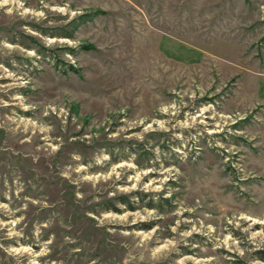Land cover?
<instances>
[{
  "label": "rangeland",
  "instance_id": "rangeland-1",
  "mask_svg": "<svg viewBox=\"0 0 264 264\" xmlns=\"http://www.w3.org/2000/svg\"><path fill=\"white\" fill-rule=\"evenodd\" d=\"M261 73L264 0H0V264H264Z\"/></svg>",
  "mask_w": 264,
  "mask_h": 264
},
{
  "label": "crops",
  "instance_id": "crops-1",
  "mask_svg": "<svg viewBox=\"0 0 264 264\" xmlns=\"http://www.w3.org/2000/svg\"><path fill=\"white\" fill-rule=\"evenodd\" d=\"M171 47V46H170ZM163 48L166 50V46H163ZM182 52H176L178 53L176 56L177 58L185 59V60H199L200 58V52L197 49L188 48L185 46L183 48ZM175 50L171 47V53ZM168 52V54H171ZM256 95L257 98H259L264 103V73L260 74V77L256 80ZM264 146V145H263Z\"/></svg>",
  "mask_w": 264,
  "mask_h": 264
},
{
  "label": "clouds",
  "instance_id": "clouds-1",
  "mask_svg": "<svg viewBox=\"0 0 264 264\" xmlns=\"http://www.w3.org/2000/svg\"><path fill=\"white\" fill-rule=\"evenodd\" d=\"M3 2H4V3H7V2H8V0H3Z\"/></svg>",
  "mask_w": 264,
  "mask_h": 264
}]
</instances>
